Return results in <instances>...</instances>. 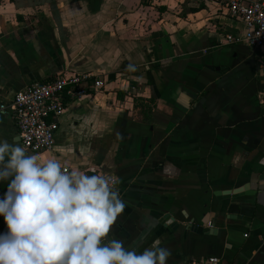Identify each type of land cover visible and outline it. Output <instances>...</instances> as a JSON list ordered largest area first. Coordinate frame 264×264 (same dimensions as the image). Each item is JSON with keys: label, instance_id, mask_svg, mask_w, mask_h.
<instances>
[{"label": "crops", "instance_id": "obj_1", "mask_svg": "<svg viewBox=\"0 0 264 264\" xmlns=\"http://www.w3.org/2000/svg\"><path fill=\"white\" fill-rule=\"evenodd\" d=\"M243 30L213 0H0V139L23 146L19 91L99 77L38 155L118 179L126 206L110 236L128 248L159 242L168 264H264V77L257 51L225 43Z\"/></svg>", "mask_w": 264, "mask_h": 264}, {"label": "clouds", "instance_id": "obj_2", "mask_svg": "<svg viewBox=\"0 0 264 264\" xmlns=\"http://www.w3.org/2000/svg\"><path fill=\"white\" fill-rule=\"evenodd\" d=\"M0 264H168L159 242L137 251L110 236L124 212L118 179L26 153L0 139Z\"/></svg>", "mask_w": 264, "mask_h": 264}, {"label": "built area", "instance_id": "obj_3", "mask_svg": "<svg viewBox=\"0 0 264 264\" xmlns=\"http://www.w3.org/2000/svg\"><path fill=\"white\" fill-rule=\"evenodd\" d=\"M213 1L225 3L229 15L243 21L242 35L238 38L228 36L225 43L245 44L257 51L260 58L259 72L264 77V2ZM104 87L105 83L102 79L89 73L64 72L48 82H35L16 93L10 108L23 147L29 153L35 154L53 151L56 132L59 129L58 120L66 110V103L81 100L93 92L101 91ZM188 264L227 263L217 257H210L202 261H191Z\"/></svg>", "mask_w": 264, "mask_h": 264}, {"label": "water", "instance_id": "obj_4", "mask_svg": "<svg viewBox=\"0 0 264 264\" xmlns=\"http://www.w3.org/2000/svg\"><path fill=\"white\" fill-rule=\"evenodd\" d=\"M246 192H247V188H244V189L240 188V189H237V190H234V191L224 192V194H221V195H218V196H224L225 198L237 197V196L245 194ZM166 219H168V221H172V223H174V220H172L171 218L166 217ZM173 227H175V225Z\"/></svg>", "mask_w": 264, "mask_h": 264}]
</instances>
